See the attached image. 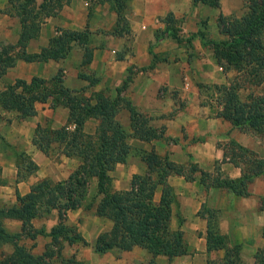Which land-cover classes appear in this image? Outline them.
Wrapping results in <instances>:
<instances>
[{
  "label": "crops",
  "instance_id": "crops-1",
  "mask_svg": "<svg viewBox=\"0 0 264 264\" xmlns=\"http://www.w3.org/2000/svg\"><path fill=\"white\" fill-rule=\"evenodd\" d=\"M43 1L37 0V9H41ZM250 1L218 0L217 5H210L204 0H127V10L125 7L122 11L119 4L110 0H62L49 13L41 14L38 35L31 37L23 47L29 54L51 48L54 40L65 33L85 31L87 35L72 40L70 50L62 57L48 60L18 57L0 75V88L18 79L31 82L33 78L52 80L60 75L64 87L74 91L84 89L88 96L104 93L116 99L117 89L123 87L131 75L121 96L129 99L141 113L152 117V127L163 125L165 135L176 139L167 144L171 148L168 157L183 169L171 173L168 181L178 198L171 227L183 232L187 243L185 253L171 259L165 255L153 258L147 249L135 246L130 250L99 254L94 243L100 234L112 229L114 222L97 214H81L79 208L76 213L69 212L70 222L80 226L83 238L90 244L65 240L63 255H74L84 264H147L151 259L157 264H229L228 254L238 245L241 264L259 263L258 254L264 249V174L249 182L248 194L244 195L224 187L207 186L201 181V171L240 179L250 158L264 160L262 139L252 129L235 126L225 117L224 105L218 101L220 94L210 87L229 86L238 80L240 97L246 100L241 94L244 86L251 84L250 80L243 79L246 70L239 68L237 60L231 63L224 60L221 65L215 44L223 37L229 39L218 24L219 16L240 18L249 12ZM171 13L182 42L170 34L167 16ZM23 30L13 1L0 0V45H13L18 51L22 47ZM93 103H96L95 98ZM35 110V115L18 120L14 117L17 112H9L0 105V112L11 118L9 132L25 139L29 144L26 152L38 165L35 173L17 181V162L0 152L3 178L9 179L7 184H0V192L12 185L26 195L43 178L68 179L81 164L80 157L66 155L55 162L33 143L38 124L50 121L53 128L66 125L69 108L54 107L52 100H38ZM116 119L125 130L132 132L131 113L126 105H120ZM99 123L96 117H89L84 129L95 133ZM69 127L74 129L75 124L70 123ZM147 141L131 138V143L140 147L164 143L161 138ZM236 143L257 155H237ZM192 163L197 164L199 171L189 178ZM147 169L143 160L130 155L127 162H117L109 171L113 187L117 191L130 189L133 177L145 174ZM95 179L91 187L97 185ZM161 194L159 186L156 201ZM14 197L13 204L18 201L17 196ZM8 221L15 224L12 230L21 229L22 221L12 218ZM32 222L37 228L42 226L35 219ZM209 224H214L215 237L223 241L215 247L209 245ZM27 239L24 241L33 242L35 254L43 253L52 242L51 236L41 234Z\"/></svg>",
  "mask_w": 264,
  "mask_h": 264
},
{
  "label": "trees",
  "instance_id": "trees-1",
  "mask_svg": "<svg viewBox=\"0 0 264 264\" xmlns=\"http://www.w3.org/2000/svg\"><path fill=\"white\" fill-rule=\"evenodd\" d=\"M15 11L23 23V34L20 40L22 47L17 51L15 46L1 44L0 46V75L11 66L18 57L27 60H48L65 56L70 50L72 40L82 39L87 33L69 32L56 38L51 48L43 49L40 53L29 54L24 46L31 37L38 35L40 21L43 13H49L51 8L62 0H44L37 9V0H12ZM105 0H100L104 2ZM113 4H119L122 11L127 0H110ZM199 0H195L198 2ZM218 0H204L207 4L217 5ZM249 12L238 18L220 15L218 24L223 32L229 36L228 40L216 42L215 49L219 53V61L231 63L237 60L239 68L245 69L246 78L264 73V0H251ZM31 7V8H29ZM170 34L182 42L179 29L173 14L167 16ZM191 38H188V41ZM230 66V65H226ZM261 70V71H260ZM131 75L125 80L123 87H119L118 96L112 99L104 93H94L92 96L85 94L83 90H71L64 87L61 76L52 80L33 78L31 82L18 79L14 84H9L0 91V105L9 112H17L21 118H27L36 114L35 102L38 100H52L54 107L64 105L69 108V119L66 125L53 128L38 124L33 136V143L47 155H50L52 143L59 142L64 145L63 153L66 156H77L81 164L68 179L52 182L49 178L42 179L34 184L31 191L22 195L17 191L19 204L0 207V245L11 244L13 252L8 259H0V264H49L46 260L54 257V253L48 249L41 254H35L24 248L20 243L23 236L36 238L38 234L51 236L56 243L61 238L69 242H82L90 244L82 234L73 236V229L65 222H61L47 231L45 227H33L32 220L41 212L61 209L65 213L82 206L84 200L90 199V205H96V214L113 220L110 231L98 236L94 243L95 251L103 254L109 250H130L135 246H141L153 258L157 255H165L170 259L187 251V243L180 229L171 227L173 207L178 205L177 194L168 178L171 173L183 169L169 158H161L159 155H142L143 161L148 165L145 174H136L128 190L117 191L113 189L109 171L117 162H127L130 157L131 144L126 141L128 137L116 114L120 105L127 106L131 113V125L133 136L143 140L160 138L155 128L151 125L152 117L141 113L132 102L121 96L120 92L128 84ZM262 79L259 83L263 82ZM240 83L231 85H212L220 96L218 101L223 103V115L229 118L235 126L247 127L264 138V94L251 93L246 100H242L239 94ZM96 103H93V99ZM89 117H96L100 123L95 133H88L84 125ZM74 123L75 128L70 129L69 124ZM47 133H52L46 137ZM131 136V135H130ZM132 136V137H133ZM176 141V139H172ZM237 155L253 157L255 151L249 150L239 144H234ZM17 159V181L26 179L38 169L37 163L25 151L20 152ZM25 163V164H24ZM191 178L199 171L197 164H191ZM201 181L205 185L224 187L237 194H248L247 187L257 175L264 174V160L250 158L245 172L240 179H230L212 176L208 172L201 171ZM97 178L96 194L90 195L92 179ZM53 183L51 187L48 185ZM161 186L162 194L159 201L155 200L157 188ZM51 195V197H49ZM97 201V202H96ZM47 211V212H46ZM4 218L19 219L22 221V232H12L3 224ZM209 245L215 247L221 243L215 237L214 224H209ZM25 233L23 234V232ZM27 231V232H26ZM62 260V252L58 253ZM258 264H264V249L258 254ZM73 260V259H72ZM229 264H241L239 260V246L236 245L228 254ZM147 264H157L151 259Z\"/></svg>",
  "mask_w": 264,
  "mask_h": 264
},
{
  "label": "rangeland",
  "instance_id": "rangeland-1",
  "mask_svg": "<svg viewBox=\"0 0 264 264\" xmlns=\"http://www.w3.org/2000/svg\"><path fill=\"white\" fill-rule=\"evenodd\" d=\"M246 1H248V0H246ZM214 26L215 25H212L213 28H214ZM221 41H224V37L221 38ZM244 78L247 80H250V83H251L248 85L246 84L244 86V90L241 91V94H242L244 99H247L248 97H246V96L248 94L250 95L251 93L264 94V81L259 83L262 79L264 80V73L263 72H260V74L256 75V76L253 75L250 78L243 77V79ZM235 83H240V81L236 80ZM3 89H5V88H2V89L0 88V91ZM248 89H249V91H248ZM7 115L8 114H2L0 112V152H2V154L5 157H7L9 160L17 161V159L20 158V155H19L20 152H22V151L26 152L27 146L29 144L25 141V139L23 137H21L19 135L14 136L13 132H11V133L9 132L10 131L9 129L11 128V118H8ZM15 116L17 117L18 120H22L21 117L18 116V114L14 113V117ZM40 125H42V124H40ZM47 125H49L51 127L50 121H48L47 123H44L42 126L46 127ZM158 125H159L158 127H154L155 128L154 130L156 131L157 134L162 136L160 138L163 139L164 143H161V144L155 143L153 145L148 144L146 147H144V146L140 147V146H137V145H134L133 143H131V138H137V137L133 136V133H134L133 129H132V132L127 131L128 137H127L126 141L132 145L131 150H130V155H134V156L138 157V159H140V160H143L142 155H159V156L163 155V156H161L163 159L169 158L168 154L171 151L170 150L171 148H169L167 146V144L170 142V140L172 138L165 135L163 125H160V124H158ZM70 129H72V128H70ZM7 135L11 136V137L7 138ZM52 135H53L52 133H47L46 137H50ZM257 136L262 139V141H263L262 145L264 146V138L259 134H257ZM137 139L143 141V139H140V138H137ZM145 141H147V140H145ZM147 142H150V141H147ZM63 147H64V145L62 143H59V142L52 143V150L50 151L49 156L51 157V159H53V161H55V162L60 161L61 155H65L63 153ZM26 153L29 157L30 154L28 152H26ZM143 162H145V161H143ZM146 165H147V163H146ZM147 168H148V165H147ZM6 172H7V170H6ZM3 174H4V172L2 171V167L0 166V184H4V183L7 184L9 179L7 176H4V178H3ZM47 178L52 180L53 183L56 182L54 179H52L50 177H47ZM43 179H45V178H43ZM93 179H94V182H96V179L95 178H93ZM53 183L49 184L48 186L51 187L53 185ZM112 185H113V182H112ZM8 186L9 187H7L5 190H2V192H0V194L5 195V196L0 195V207L14 205L12 201H13V199H15L14 195L17 196L18 190H15L12 185H8ZM113 189H115V188L113 187ZM96 190H97L96 186L90 187V195L91 196L95 195ZM49 197H51V195ZM89 201H90L89 198L84 200L82 206H80L76 209L69 210L66 213H65V211H62L61 209L53 208L52 210L48 211V213L41 212L40 215L34 219L38 223V225H42L41 227H45L47 231H50L53 227L57 226L61 222H65L69 227L74 228L73 229V234H74L73 236H76V235L81 234V231L79 229L80 226H78L75 223L70 222L71 219L69 218V212L78 210L80 208V210L82 211L81 214H85V213L86 214H96V205L97 204L95 203L94 205H90ZM15 204H19L18 201ZM74 213H76V211ZM8 219L9 218H4L3 224L6 227H8V229L10 231H12L14 233L22 232V227L18 231L12 230V229H14L13 227H15V224L13 222H9ZM32 224H33V222H32ZM33 227H35L34 224H33ZM41 227H38V228H41ZM24 233H25V231L23 232V234ZM24 237L28 238L27 240H29V238H31L29 236H23L20 239V243L24 246L25 249L32 251L33 242L31 240H29L28 242L24 241L25 240ZM65 240H67V239L62 238L54 244H47L46 250L48 249L50 252L54 253V257L49 258L50 261L46 260L47 263H49V264H84V262L77 260V258L74 255L73 256L63 255L64 260H62L60 258V256L57 255L59 252L60 253L62 252L63 248H65V246H66L64 243ZM13 250H14V247L11 244L0 245V259H8L9 255L13 252Z\"/></svg>",
  "mask_w": 264,
  "mask_h": 264
}]
</instances>
